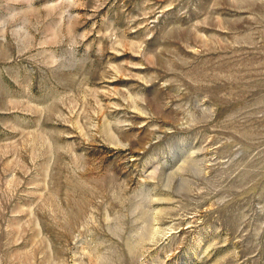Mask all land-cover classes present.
<instances>
[{
    "label": "rangeland",
    "instance_id": "obj_1",
    "mask_svg": "<svg viewBox=\"0 0 264 264\" xmlns=\"http://www.w3.org/2000/svg\"><path fill=\"white\" fill-rule=\"evenodd\" d=\"M0 264H264V0H0Z\"/></svg>",
    "mask_w": 264,
    "mask_h": 264
}]
</instances>
